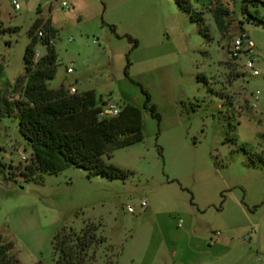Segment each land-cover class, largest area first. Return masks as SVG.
<instances>
[{
	"label": "rangeland",
	"instance_id": "1",
	"mask_svg": "<svg viewBox=\"0 0 264 264\" xmlns=\"http://www.w3.org/2000/svg\"><path fill=\"white\" fill-rule=\"evenodd\" d=\"M16 1L0 0V99L19 98L40 17L56 30L48 86L133 105L142 139L103 156L124 177L68 165L27 180L32 150L17 116H2L0 243L20 264H54L55 233L92 224L104 242L84 264H264V164L249 155L264 149V69L251 76L229 57L239 31L264 22V0H188L205 31L175 0Z\"/></svg>",
	"mask_w": 264,
	"mask_h": 264
},
{
	"label": "trees",
	"instance_id": "2",
	"mask_svg": "<svg viewBox=\"0 0 264 264\" xmlns=\"http://www.w3.org/2000/svg\"><path fill=\"white\" fill-rule=\"evenodd\" d=\"M175 1L205 31L203 19L192 10L188 0ZM227 14L221 7L213 11L220 30ZM255 23L264 29V22ZM39 31L42 32L40 37ZM28 36L29 43L23 54L24 72L16 80V85H21L19 98L0 99V118L15 114L19 132L32 150L31 160L23 171L26 179L41 178L38 174L56 173L68 165L86 170L89 176L124 177L126 172L106 163L103 156H110L113 150L142 139L138 108L123 104L118 115L100 119L93 90L70 93L63 87L50 88L47 82L56 72L57 54L52 42L56 30L49 20L38 17L29 28ZM38 44L45 53L35 60L34 49ZM133 44L136 46V40ZM141 91L145 96L144 107L159 119L155 106L149 105V94L142 87ZM249 155L251 162L264 164V149ZM102 242L104 238L96 235V227L92 224L80 233L57 231L52 240L54 264H84L90 248ZM11 249V242L0 243V264H20Z\"/></svg>",
	"mask_w": 264,
	"mask_h": 264
},
{
	"label": "built area",
	"instance_id": "3",
	"mask_svg": "<svg viewBox=\"0 0 264 264\" xmlns=\"http://www.w3.org/2000/svg\"><path fill=\"white\" fill-rule=\"evenodd\" d=\"M12 5L15 9H19V4L16 0H12ZM63 6H66L65 2L62 3ZM38 36H42V32H38ZM42 46L38 44L34 49V58L37 60L40 58L42 54ZM229 57L231 62H237L238 60L242 59V67L249 71L251 76H258L260 74L259 69L257 68L256 64L258 62V56L256 51V45L249 34L241 30L239 33L234 37L233 41L231 42L229 48ZM73 71L72 67H68L66 69L67 73H71ZM70 93H75L76 89L73 86L69 87ZM259 92L256 93L258 95ZM257 98V96H256ZM255 106V104H252ZM121 110V106H118L109 101V98H105L102 100L100 104H98V117L100 119L103 118H111L116 115ZM141 205H145V201L141 202ZM129 211L132 209L129 207ZM247 239V238H246Z\"/></svg>",
	"mask_w": 264,
	"mask_h": 264
},
{
	"label": "crops",
	"instance_id": "4",
	"mask_svg": "<svg viewBox=\"0 0 264 264\" xmlns=\"http://www.w3.org/2000/svg\"><path fill=\"white\" fill-rule=\"evenodd\" d=\"M252 36H250L252 38V40L254 41L255 45H256V51H257V56H258V62L256 64V66H261L264 69V29L257 25L253 28L252 30ZM242 59L238 60L236 63V65L238 64V67L242 65Z\"/></svg>",
	"mask_w": 264,
	"mask_h": 264
}]
</instances>
